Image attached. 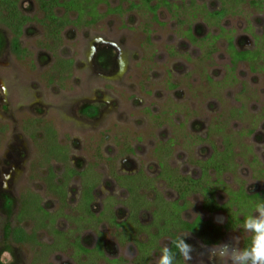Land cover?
Returning a JSON list of instances; mask_svg holds the SVG:
<instances>
[{
	"label": "rangeland",
	"instance_id": "1",
	"mask_svg": "<svg viewBox=\"0 0 264 264\" xmlns=\"http://www.w3.org/2000/svg\"><path fill=\"white\" fill-rule=\"evenodd\" d=\"M18 1L30 17L22 55L0 24V264H86L73 241L94 248L101 233L109 257L135 264V248L119 244L106 220L108 201L122 221L136 195L142 222L152 223L156 202L179 199L174 181L199 178L215 151H231L219 176L209 172L219 204L241 190L264 193V0H110L97 24L68 26L58 39L48 36L35 0ZM231 40L258 58L234 64ZM52 138L66 161L49 153ZM69 169L97 177L93 208L102 221L80 218L83 177L58 192ZM138 174L129 186L119 179ZM29 194L54 222L42 226L41 215L23 213ZM183 216L205 223L187 240L192 264H215L204 245L237 236L241 247L251 244L243 222L226 229L229 212L206 210L201 193L188 195ZM17 226L37 231L36 242L16 243L8 233ZM211 226L221 230L214 235Z\"/></svg>",
	"mask_w": 264,
	"mask_h": 264
},
{
	"label": "trees",
	"instance_id": "2",
	"mask_svg": "<svg viewBox=\"0 0 264 264\" xmlns=\"http://www.w3.org/2000/svg\"><path fill=\"white\" fill-rule=\"evenodd\" d=\"M38 3L39 9L43 12L44 17L41 20V23L47 30V34L51 39H58L60 34L71 25H95L97 24L104 16V13H101L99 8L101 5H109L110 0H35ZM143 2L148 5L149 0H143ZM161 5L157 4L155 6H149L153 11H156L157 8ZM120 8H109L107 14L116 12ZM216 16H222L221 12H217ZM30 17L22 12L19 6L18 0H0V24L4 25L7 29L11 31L12 36V50L18 55H22V41L21 37L24 31L25 26L29 23ZM232 62L238 63L243 60H255L259 56L257 51H240L233 44L232 40L230 41ZM54 132V131H53ZM51 133V137L55 133ZM52 144L49 148V153L56 158L66 161L65 148L55 140L51 139ZM231 156V151L229 149L224 150L223 152L215 151L214 155L208 159L202 165V175L195 179L193 177H180L174 181L178 184V191L180 192L179 199L168 202L162 200L156 202V208L153 210V222L149 225H144L139 220V213L144 204V199L142 204L136 200V195L133 196L131 204V214L129 219L123 223L122 226L127 234L128 238H132L136 245L144 252L145 256H148L152 253L153 250L159 248V242L164 237H169L171 242L175 237L181 232H190V233H202L203 225L205 226L204 221L200 218L195 219L192 222L187 221L183 213L187 209V197L190 194L201 193L204 198V208L210 212L227 210L229 212V222L225 225L226 229H231L236 226L238 222H244V220L251 215L255 210V205L261 199H264V195L256 194L249 195L244 190L239 192H233L231 194V201L225 204H219L215 197V190L213 186L218 183V178L216 181L211 182L209 180V172L215 171L218 176L226 168V161ZM167 176L170 178L173 177L172 174H169V171H166ZM79 174L84 178L83 182V194L80 203V218H86L88 221L96 220L101 221V217H97L93 211L94 203V192L97 184V177H87L86 171H75L69 169L64 180V183L57 185V190L59 193L66 195L67 192V181L69 178L74 175ZM53 176V175H52ZM86 177V178H85ZM134 186V185H133ZM136 187H132V193ZM39 198L35 197L33 194H29L28 198L23 201V210L24 214L30 215H41L40 223H43L42 226H46L45 221L54 222L52 216L48 211L39 203ZM236 206V210L233 208ZM243 213V218H238V214ZM23 215V214H22ZM105 215V214H104ZM24 216V215H23ZM111 222V221H110ZM112 222L116 224L115 219H112ZM43 228V227H41ZM211 233L216 235L221 230L211 226ZM60 233V232H59ZM146 233L147 241L139 239V235ZM12 239L18 244H25L36 242V233H28L24 227H16L9 230L8 233ZM170 242V247L175 252L177 251L173 244ZM249 244L248 246H250ZM75 250L77 255L81 253H94L99 256H103L102 244L99 243L97 248L93 251L87 250L85 247L79 244L77 239L74 243ZM76 255V256H77ZM93 261V260H92ZM96 261V260H95ZM176 264H183L182 258L177 254Z\"/></svg>",
	"mask_w": 264,
	"mask_h": 264
},
{
	"label": "clouds",
	"instance_id": "3",
	"mask_svg": "<svg viewBox=\"0 0 264 264\" xmlns=\"http://www.w3.org/2000/svg\"><path fill=\"white\" fill-rule=\"evenodd\" d=\"M222 222V218L218 219ZM242 228L251 234V245L241 247L240 237H233L231 243L216 244L206 248L209 259L215 264H264V199L255 205L254 214L249 215L243 222ZM190 232H181L171 242L177 251L165 244L160 250L156 264H176L177 254L183 264H192L196 249L187 242Z\"/></svg>",
	"mask_w": 264,
	"mask_h": 264
},
{
	"label": "flooded vegetation",
	"instance_id": "4",
	"mask_svg": "<svg viewBox=\"0 0 264 264\" xmlns=\"http://www.w3.org/2000/svg\"><path fill=\"white\" fill-rule=\"evenodd\" d=\"M241 51V50H240ZM78 172H80V171H78ZM76 175H79V174H76ZM75 176V175H74ZM73 176V177H74ZM80 176V175H79ZM139 177V174L138 175H135V177H124V176H119V179L121 180V182H123L124 183V185H128L129 186V182H131L132 180H133V182H134V179H136V178H138ZM140 177H142V175L140 174ZM134 184V183H133ZM137 186V185H136ZM135 185L133 186H131L130 185V188H129V191H130V193H132V187H136ZM137 188V187H136ZM96 189H95V192H94V196L96 195ZM260 195H264V193H262V194H260ZM81 199H82V197H81ZM112 200H109L108 201V203L106 204V205H108V207H110V208H108L107 206V212H108V216H106V220H108L107 222H110L114 227H115V230L117 231V233H116V238H117V241H118V243L119 244H121V245H123L122 244V242H125V244H129V245H131V246H133L134 248H135V257H134V259H135V261H136V263L135 264H153V259L151 258V255H152V253L154 252V254L155 255H157V252H160V250H161V248L162 247H159L157 250L155 249V250H153L152 251V253L150 254V255H148V256H145V254H144V252H142L141 250H140V248L136 245V243L134 242V240H132V238H128V236H127V234L125 233V230L123 229V227L122 226H118V225H122L123 223H125L128 219H129V217H130V214H131V210L130 209H128L129 210V214H128V216H127V218L126 219H124V220H122V221H119V218H118V213H116L117 211L116 210H113L112 208V205H111V202ZM94 204V203H93ZM45 208V207H44ZM48 211V210H47ZM93 211H94V208H93ZM142 211V210H141ZM94 213H95V211H94ZM105 214V213H104ZM97 216V215H96ZM105 216V215H104ZM97 217H101V215H99V216H97ZM104 219V218H103ZM112 219H115V221H116V224L114 223V222H112ZM139 220H140V222L142 223V224H144L143 222H142V220H141V216H140V213H139ZM99 221V220H98ZM101 221H102V219H101ZM100 222V221H99ZM150 224V223H149ZM149 224H146V225H149ZM18 227V226H17ZM15 229V228H14ZM26 230V229H25ZM35 232H37V231H35ZM35 232H33V233H35ZM144 234H145V236H144ZM37 236V235H36ZM146 233H142V234H140L139 235V239L140 240H143V237H145V239H144V241L146 242L147 241V238H146ZM164 238H167V240L169 241L168 243V245L170 246V242H171V239L169 238V237H164ZM163 238V239H164ZM60 239V238H59ZM79 240V244L81 245V246H83V247H85L87 250H89V251H93L94 249H96L97 248V246H98V244L99 243H101L102 244V251H103V256H99V255H97V254H94V253H81L80 255H77V252H76V250H75V247H74V252H76L75 254L78 256V257H84V258H82L81 260L83 261V262H86V264H91V263H89V261L90 262H92V260L93 261H99L100 259H106V261H108L110 264H126L127 262H126V259L124 258V257H113V258H111V257H109L108 255H107V253H106V249H105V246H106V242H105V238H104V234L103 233H101L100 234V239H99V242L97 243V245L94 247V248H90V247H88L87 245H85L84 244V242H83V238L82 237H76L75 239H74V241H73V246H74V243L76 242V240ZM162 240V239H161ZM63 241V240H62ZM250 243H246L245 244V246H248Z\"/></svg>",
	"mask_w": 264,
	"mask_h": 264
}]
</instances>
